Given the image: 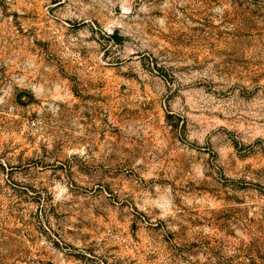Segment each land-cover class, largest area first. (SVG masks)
<instances>
[{"label":"rangeland","instance_id":"obj_1","mask_svg":"<svg viewBox=\"0 0 264 264\" xmlns=\"http://www.w3.org/2000/svg\"><path fill=\"white\" fill-rule=\"evenodd\" d=\"M0 264H264V0H0Z\"/></svg>","mask_w":264,"mask_h":264}]
</instances>
